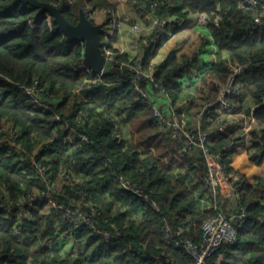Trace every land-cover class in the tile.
Returning a JSON list of instances; mask_svg holds the SVG:
<instances>
[{"label": "trees", "instance_id": "16d2710c", "mask_svg": "<svg viewBox=\"0 0 264 264\" xmlns=\"http://www.w3.org/2000/svg\"><path fill=\"white\" fill-rule=\"evenodd\" d=\"M134 1L170 28L192 13L217 17L198 34L197 45L212 43L217 58L204 63L195 100L203 116L219 117L210 104L232 66L244 65L228 100L250 118L249 141L244 118L222 130V122L201 118L197 129L208 124L209 141L176 154L184 140L188 147L187 137H173L175 127L153 115L135 90L132 69L113 65L100 77L74 69L81 43L67 44L38 7L0 0V264H194L186 246L173 242L174 233L181 228L198 244L203 223L218 214L231 220L236 240L222 243L206 264H264V171L251 181L241 174L227 178L203 206L199 188L208 156L227 172L239 150L264 163V26L256 24L264 9L243 0ZM87 5L114 8L111 0H65L62 14L75 24ZM191 54L172 50L153 63L155 50H149L136 60L125 53L116 60L136 62L146 74L136 80L139 87L161 84L179 112L187 103L176 106L191 82ZM35 81L37 101L16 84ZM120 176L148 198L120 184ZM166 227L173 235L167 237ZM62 236L76 251L56 247Z\"/></svg>", "mask_w": 264, "mask_h": 264}, {"label": "rangeland", "instance_id": "374dc122", "mask_svg": "<svg viewBox=\"0 0 264 264\" xmlns=\"http://www.w3.org/2000/svg\"><path fill=\"white\" fill-rule=\"evenodd\" d=\"M123 2V0H120ZM131 4V0L129 1ZM116 5L119 7H124V4L121 2H116ZM49 14V13H48ZM50 15V14H49ZM102 15H106V19H111V21L113 20V15H110L108 13L105 12H101L98 15V21H99V17ZM193 18H195L194 16H192ZM123 22H121L122 27L119 30H115L113 31L110 36L108 37H104V39H108L110 44L112 46H116V48L124 50L125 55L128 58H131V56L136 55L139 51H141L142 53L149 51V50H155V54L156 60H159L160 58H162L164 55L168 54L171 52V50H173L175 47H179L181 50H187V51H191L192 54V61L189 67V72L188 74L192 75L193 74V68L195 69H199L198 71V75L195 78V86L193 87V85H187L184 87L182 93H181V97L179 98L178 102L176 103V106L180 105L181 101H185L187 100V103L181 108V110L179 112L174 111V109L176 107H170L168 105V100H167V96H163V104L157 103L156 107H158L159 105V111L161 113V119L160 121L165 123L168 122L170 125L174 126L175 129L172 131V136L175 137L179 134L182 135H187L188 137H191L193 139H195L198 135V129H197V122L199 121V119H203V121L206 122H211V121H215V122H222L219 127L220 130L226 128L224 125H235L238 121V117H242L244 114L242 112H238L235 113L234 109L232 110L230 101L228 100V98L232 95H234L232 93L233 89H235V85H234V80L235 77L230 76L229 77V81L228 83L224 86L221 87L218 92L217 95L215 97V99H217L219 96H222V99L229 105V109H225L226 112L225 114H229L227 115H222V116H214V117H210V115L206 114L203 116V111L204 109H200L201 107V102L195 100L196 96L195 94L199 91L198 89V82H199V78L202 75V73L206 70V66L204 65L205 62L207 61H215V59L217 58L216 54L213 55V53H208L203 51V48L201 45H197L198 44V37H197V32L192 31L189 28L183 29L181 30L179 33H177L176 35H172L170 34V29L166 30V33L169 34V39H167L166 41L162 42L161 46H157L155 48L150 47L147 44V39L146 37L148 35H150V33L154 30V28L156 27V23H153L150 20H145L146 18H139V17H134L131 15H127V16H122ZM200 19V18H199ZM197 19V22L198 20ZM187 20L184 19L181 22ZM96 21V19H95ZM132 24H138L140 26L139 29L134 30L132 29ZM163 27L160 28L158 30V32L155 34V36L153 37L154 39H156V36L159 33H162ZM123 34L127 35L128 38V45L126 47V45L122 44L121 41V36ZM137 51V53H136ZM202 56V57H201ZM204 57V58H203ZM240 65H233L232 66V70H236L237 74H240L243 70V67L241 68V71H239V67ZM226 89H228L229 91L226 92ZM246 119V122H244V126L246 125V129L244 131V137L246 139V141H249V128L250 125L248 124V116H244ZM228 122V123H227ZM208 125V124H207ZM207 125L205 127V129L202 130V133H205L206 135H208L210 133L211 130H209L207 128ZM188 129H192V130H188ZM194 132V133H193ZM190 133V134H189ZM188 143H189V139L186 138ZM206 140H209L208 138ZM192 149H196L195 144L193 143H189L188 147L185 144V140L183 141V145L179 146V151L176 152V154L178 155H182L184 154V151H193ZM252 161L249 158V152L247 151H243V150H239L237 153H235L231 159L230 162V166H229V170L226 177L229 178L233 175L237 176L239 174L241 175H245L246 177H251V175H253L254 173L256 174L257 171V167H255L253 165V163L255 165H257L254 161H252V163L250 161ZM261 166V165H260ZM224 169V166H223ZM235 171L238 172V174L235 173ZM212 172V179L209 178L210 173ZM221 169L218 167V165L212 166L209 165L207 168V172L205 175L200 176V180H201V184L199 186V188L203 191V194L201 195V205L203 206L204 204H207L209 202L210 199H212L211 197H209V195L207 194L209 192V189L212 188V180L217 179V177L221 178V182H222V176L220 175ZM190 175H192L191 173H189ZM247 177V178H248ZM197 183H200L198 180ZM220 184V183H219ZM217 192H219V190H217ZM72 245V239L62 236L58 239V242H56V247L60 250H67L70 252H74L76 251L73 250Z\"/></svg>", "mask_w": 264, "mask_h": 264}, {"label": "built area", "instance_id": "2783aa9c", "mask_svg": "<svg viewBox=\"0 0 264 264\" xmlns=\"http://www.w3.org/2000/svg\"><path fill=\"white\" fill-rule=\"evenodd\" d=\"M248 3L253 6L256 7L258 5V2L256 0H247ZM264 8V7H263ZM200 23H204L205 22V16L202 15L201 18L199 19ZM258 24L257 25H264V21L257 19ZM121 24L120 21H115L114 19L108 23L107 28L109 29V33L112 32L113 29L115 28H120ZM133 29H137L138 25H133L132 26ZM107 36V35H106ZM106 54L109 57L110 55H114L113 52H111L110 50H106ZM78 67H81L79 65H77ZM119 68L120 69H124L126 66V63L124 61H119ZM130 69H133L135 71V79L139 78L140 75H142L144 72L141 70V68L136 65L135 63H130L129 64ZM240 69L238 72L241 71V66H238ZM85 68V67H84ZM87 71H89V69L85 68ZM104 70L99 71L98 73L94 74L97 77H100L103 74ZM237 74L236 70L234 69L231 76L235 77ZM151 79V77H150ZM228 83V82H227ZM227 83L223 84L221 87H224ZM235 85V82H234ZM18 88L22 89L26 94H29L32 96L34 101H37V96L35 94V92L37 91V82H35L33 85H27L25 83H18L17 84ZM236 86V85H235ZM157 88L159 91H163L164 89L161 87V84L157 85ZM237 88V86L235 87V89ZM233 89V91L235 90ZM136 90L139 92V96L144 99L146 102L149 101V94L148 92L144 91L143 89H141L140 87L136 86ZM229 90L226 89V92H228ZM232 91V92H233ZM42 107L47 108L48 106L45 103H40ZM211 104L213 106L216 107V110L218 112L221 113H226L228 111H225V109H229V105L222 99V96H219L217 99H214ZM153 107V114L154 116L160 120L161 119V113L158 109V107H156L155 104L152 105ZM230 110V109H229ZM228 114V113H227ZM57 119H59V117H56ZM190 134V133H189ZM185 136L189 139V143H193L197 146H203L206 143V139L208 138V135H206L205 133H202L201 130H198V135L195 139H193L190 135V137H188L186 134ZM80 139L81 140H87V136L82 134L80 135ZM209 165L215 166L218 165V162L212 158L209 161ZM224 165H218V167L221 169L222 172H220V175L222 176V182L224 180H227V171L225 169H223ZM210 179H212V172L210 173L209 176ZM230 178V177H229ZM118 181L126 188L136 191L138 193H140L142 196H144L145 199H147L148 197L146 195H143V193L138 189V188H133L132 184L125 179L123 176H120ZM221 182V178L217 177V179L212 180V188L209 189V192L212 196H215L216 192H217V188L222 184ZM220 183V184H219ZM151 203L156 206L155 202L153 200H151ZM182 229L178 228L175 233H174V243L178 244V245H182L184 244L188 250L189 253H191V255L195 258V263L194 264H206V259L209 257L210 254H212L216 249L219 248V246L224 243V242H228V243H234L236 240V231L234 226L231 223V220L225 216H223L222 214H218L217 216L210 218L208 220H206L203 225H202V234H201V240L200 243H195L193 242L191 239H188L187 237L183 236V233L181 232ZM165 232L168 236L173 235L172 231L166 227L165 228Z\"/></svg>", "mask_w": 264, "mask_h": 264}, {"label": "clouds", "instance_id": "9594fccd", "mask_svg": "<svg viewBox=\"0 0 264 264\" xmlns=\"http://www.w3.org/2000/svg\"><path fill=\"white\" fill-rule=\"evenodd\" d=\"M112 1V3L114 4V8L113 9H111V8H108V9H101V10H94V9H92L91 8V6H89V5H87L85 8H82L84 11H85V14H86V16L90 19V20H92L94 23H99V22H97V20L95 21V19H97L98 18V15H99V13H101V12H105V13H108V14H110V15H113V19L115 20V21H121L122 22V19H120L119 17H118V15L116 14V13H119V12H121V11H124L127 15H131V16H134V17H139V18H146L145 20H150V21H152L153 23H156V27L154 28V30L150 33V35H148L147 37H146V39H147V44L146 45H149L150 47H157V46H161L162 45V42H164V41H166L167 39H169V34L168 33H166V30L167 29H170V34H172V35H176L177 33H179L181 30H183L184 29V27H183V25H184V23H185V21H183V22H181L182 20H184V19H186V18H188V16H194L195 18H194V27H195V30L198 32V34H199V31L202 29V27H204L206 24H207V22H216L217 21V17H213V15L212 14H207V13H201V14H194V13H192L191 15H187V16H185V17H182V18H180V19H177L176 21H175V25H174V28H170V27H167V25L165 24V21L164 20H162V19H158L157 17H152L151 15H152V12H147L145 9H144V7H143V5H142V3H140V4H138L137 6H134V3H135V1L134 0H131V4H130V0H123V2L122 1H120L121 2V4L123 3L124 4V7H118L117 5H116V1L115 0H111ZM257 2H258V5L256 6V7H260V8H262V9H264L263 7H264V3H262V4H259V0H256ZM61 2H64V5H65V0H61L59 3H57V4H54V5H59ZM243 3H245V2H247L248 3V1L247 0H243L242 1ZM249 4V3H248ZM250 5V4H249ZM253 7V6H252ZM126 10H131V12H132V14H130V13H128V12H126ZM37 14L38 15H40V16H46L47 18H48V20H53V17L51 16V15H49L48 14V12H44V13H41V14H39L38 13V11H37ZM202 15H204L205 16V22L204 23H200L199 22V20H198V22H197V19H199V18H201V16ZM163 18V17H162ZM165 19V18H164ZM165 20H167V18L165 19ZM109 22H111V19H106L105 20V22H103V23H99V24H101L102 25V33H101V41H102V46H101V49H102V51H103V54H104V56H105V58H106V60H105V64H104V66H103V68L101 69V70H104V72H103V74L105 73V72H107L109 69H111L112 67H113V65H119V61H124L125 63H126V66L125 67H128V68H130L129 67V64L130 63H135L136 65H138L136 62H130V61H125L124 59H119V60H116V57H117V55L118 54H122V53H124V50H121V49H118V48H116V47H114V46H112L111 44H110V42H109V40L108 39H104V37H108V36H110V34L113 32V31H115V30H119L120 28H121V26H122V24H121V22H120V24H121V26H120V28H115V29H113L112 30V32L111 33H109V29L107 28V25H108V23ZM256 24H258V22H257V20H256ZM133 25H135V24H132V26ZM136 25H138V24H136ZM261 26H264V25H257V27H261ZM163 27V30L164 31H162V33H159L157 36H156V39H154L153 37L155 36V34L158 32V30L160 29V28H162ZM256 27V26H255ZM140 28V26L138 25V28L137 29H139ZM132 29H133V27H132ZM137 29H134V30H137ZM55 31H59V32H62L60 29H58L57 27H56V30ZM63 33V32H62ZM162 34H164L165 35V38L164 39H162L161 38V35ZM107 35V36H106ZM67 42V41H66ZM78 43H81L82 44V56H81V59H80V64H79V66H81L83 69H85V68H87V69H89V71L88 72H90V73H92V74H96V73H98V72H93L92 70H91V68H89V67H87V66H84L83 64H82V61H83V57H84V42L83 41H78ZM67 44H71V43H69V42H67ZM203 48V51H205V52H208V53H213V55L214 54H216L215 53V48H214V45H212V43L211 44H204V46L202 47ZM110 50L111 52H113L114 53V55H110L109 57L107 56V54H106V50ZM173 50H178V52H180V48L179 47H176V48H174ZM185 50V49H184ZM184 50H182V51H184ZM172 51V50H171ZM187 51V50H186ZM142 53V52H141ZM143 54V53H142ZM142 54H141V56H135V55H133V57H131V58H129V59H134V60H136V58H141L142 57ZM155 55H157V54H155ZM167 55V54H166ZM135 57V58H134ZM156 57V56H155ZM164 58V57H163ZM162 60V58H160L159 60H156L155 58H153V63H157V62H159V61H161ZM207 62H210V61H207ZM78 62L77 63H75V65H74V69H76L78 66ZM240 66H242L243 67V69H244V65H240ZM85 67V68H84ZM119 67V66H118ZM193 69H195V68H193ZM86 70V69H85ZM100 70V71H101ZM123 70V69H122ZM133 70V69H132ZM199 70V69H198ZM87 71V70H86ZM134 71V70H133ZM232 72H233V70H231V73H230V75H229V77L231 76V74H232ZM241 74V73H240ZM240 74H238V75H236L235 76V80H234V82H235V85L237 86V82H236V79L239 77V75ZM142 75H146L145 73H143ZM190 75V74H189ZM147 77L150 79V77H151V79H152V75H151V73H148L147 74ZM229 77H228V79H227V81L225 82V83H227L228 81H229ZM150 79V80H151ZM136 80H138V78L137 79H135V71H134V78H133V84H134V87H135V90H136V86H138L139 87V85L137 84V82H136ZM36 82V81H35ZM19 82H16V84H18ZM20 83H23V82H20ZM34 84V83H33ZM33 84H31V85H33ZM28 85V84H27ZM157 85H159V84H157ZM157 85L155 86V85H153V84H149L148 85V88H142V87H140L141 89H143L144 91H146V92H148V94H149V96H150V98H149V101L148 102H146L147 104H149L150 106H151V108H152V111H153V107H152V105L153 104H157V103H159V99L162 97L163 98V95H165V91L163 90V91H159L158 90V88H157ZM18 87V86H17ZM90 87V86H89ZM20 89V88H19ZM237 89V88H236ZM235 89V90H236ZM22 92H23V94L25 95V96H28L30 99H32L33 100V98H32V96L31 95H29V94H26L22 89H20ZM77 90V92H78V89H76ZM234 90V91H235ZM137 91V90H136ZM137 93L139 94V92L137 91ZM35 94H36V96H37V91L35 92ZM153 94H156V95H158V98H154L153 97ZM195 96H196V94H195ZM168 100V99H167ZM34 101V100H33ZM159 105H160V103H159ZM159 105H158V109H159ZM212 107H214V113H216L217 115H219V116H222V115H229V114H224V113H221V112H218L217 110H216V107L215 106H213L212 104H210ZM233 110V109H232ZM208 112H209V109H208ZM244 114V113H243ZM154 115V114H153ZM230 116V115H229ZM245 115H243L242 117H238L239 119H241V118H244V120L245 121H243V126H244V122H246V119H245V117H244ZM56 117H58V116H56ZM238 119V120H239ZM160 121V120H159ZM248 121H250V118L248 117ZM169 124V123H168ZM249 124V123H248ZM250 125V124H249ZM245 129H246V125L244 126V131H245ZM244 131H243V134H244ZM2 140V138H0V141ZM87 140H88V138H87ZM86 140V141H87ZM85 141V140H84ZM207 141H209V140H207ZM206 141V142H207ZM32 158H33V156H31ZM213 157H210V156H208V166H209V161H210V159H212ZM231 177H233V175L231 176ZM230 177V178H231ZM224 181H226V180H224ZM223 181V182H224ZM223 182H222V184H223ZM121 184V183H120ZM217 190H218V188H217ZM217 193V192H216ZM208 195L211 197V198H213V196L212 195H210V192H208ZM173 232V231H172ZM165 234H166V232H165ZM167 235V234H166ZM167 237H169L168 235H167ZM174 242V241H173ZM226 243H228V242H226Z\"/></svg>", "mask_w": 264, "mask_h": 264}, {"label": "water", "instance_id": "95a60500", "mask_svg": "<svg viewBox=\"0 0 264 264\" xmlns=\"http://www.w3.org/2000/svg\"><path fill=\"white\" fill-rule=\"evenodd\" d=\"M21 1L38 7L39 14L48 12L53 17L56 27L65 35L67 42H84V57L82 61L84 66L91 68L93 72H98L103 68L106 58L101 49L102 25L90 20L83 9L79 10L77 23L71 24L62 14L64 2H61L59 5H54L38 0Z\"/></svg>", "mask_w": 264, "mask_h": 264}, {"label": "crops", "instance_id": "0c3cea01", "mask_svg": "<svg viewBox=\"0 0 264 264\" xmlns=\"http://www.w3.org/2000/svg\"><path fill=\"white\" fill-rule=\"evenodd\" d=\"M116 2H118L119 0H115ZM120 2V1H119ZM126 12H128V13H130V14H132V12H131V10H126ZM117 15H118V17L120 18V19H122V16H127V14L124 12V11H121V12H119V13H116ZM98 19V18H97ZM96 19V20H97ZM105 20H106V15H102V16H100L99 17V21L97 20V22H99V23H103V22H105ZM122 22H123V19H122ZM122 27V26H121ZM183 27H184V29H186V28H189V29H191L192 31H194V32H197L196 30H195V27H194V18L192 17V16H188V18H187V20L185 21V23H184V25H183ZM121 29V28H120ZM197 37H198V32H197ZM121 43L122 44H124V45H126V47H127V45H128V38H127V35L126 34H123L122 33V36H121ZM116 47V46H115ZM128 48V47H127ZM176 48V47H175ZM136 53H137V51H136ZM141 51H139L135 56H141ZM166 55H164L163 57H165ZM163 57H162V59H163ZM202 57V56H201ZM204 58V57H203ZM198 69H193V74L192 75H190V80H191V82L189 83L190 85H193V87L195 86V78H196V76L198 75ZM188 84V85H189ZM200 88V85H199V82H198V89ZM199 92V91H198ZM197 92V93H198ZM153 97L154 98H158V95H156V94H153ZM159 102H160V104H163V98L161 97L160 99H159ZM257 126H262V125H260V124H258ZM248 161H250V160H248ZM251 163H252V161H250ZM253 165L255 166V167H257V173L255 174H253V175H251V177H248V179L251 181V180H253L257 175H259L260 173H262L263 171H264V163H261V164H257V165H255L254 163H253ZM261 165V166H260Z\"/></svg>", "mask_w": 264, "mask_h": 264}]
</instances>
